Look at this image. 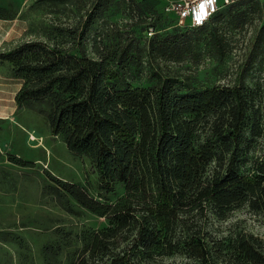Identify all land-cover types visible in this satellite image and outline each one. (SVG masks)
<instances>
[{
	"label": "trees",
	"instance_id": "1",
	"mask_svg": "<svg viewBox=\"0 0 264 264\" xmlns=\"http://www.w3.org/2000/svg\"><path fill=\"white\" fill-rule=\"evenodd\" d=\"M105 8L95 0L78 25L64 28L72 39L67 47L36 39L0 52L23 79L17 109L36 106L50 132L86 158L94 174V185H82L47 172L67 210L74 201L106 221L83 234V248L69 264H161L174 252L186 264H218L222 250L214 245L222 241L211 233V215L223 219L241 206L264 213V152L251 162L247 156L259 134L244 84L249 66L232 84L204 89L163 71L158 59L180 60L193 45L190 34L208 25L217 56L225 54L227 32L222 16L213 15L202 26L143 44L119 29V43L98 42L97 56H90L83 37L95 10ZM143 56L154 83L134 86L131 65ZM230 248L231 261L264 264V245L243 229Z\"/></svg>",
	"mask_w": 264,
	"mask_h": 264
},
{
	"label": "rangeland",
	"instance_id": "2",
	"mask_svg": "<svg viewBox=\"0 0 264 264\" xmlns=\"http://www.w3.org/2000/svg\"><path fill=\"white\" fill-rule=\"evenodd\" d=\"M94 1L0 0V52L24 40L69 46L72 39L64 28L78 25ZM133 1L101 0L106 8L95 10L83 37L90 56H97L98 42L119 43V29L130 31L140 44L155 35L161 39L193 29L175 26L173 15L166 10L169 0ZM217 16H222L219 24L227 32L228 50L222 57L217 56L208 25L190 34L193 45L180 60H158L164 72L177 73L195 89L232 84L236 72L249 66L244 84L254 98L252 123L259 133L247 153L251 162L264 152V32L260 30L264 26V0H236L220 7L212 17ZM148 21L154 23L155 34L148 33ZM131 69L135 76L132 85L154 83L146 74L145 56L142 64H133ZM22 83L23 79L13 74L11 63L0 61V264H69L83 248V234L106 221L74 201L67 210L51 187L54 181L47 172L82 185L88 180L94 185V174L86 158L75 155L60 136L50 132L36 106L17 109L15 95ZM209 221L215 240L222 241L214 245L222 250L217 263L252 264L231 261L225 252L242 229L264 245V213L241 206L226 211L223 219L211 215ZM187 262L182 253L174 252L164 256L161 264Z\"/></svg>",
	"mask_w": 264,
	"mask_h": 264
},
{
	"label": "built area",
	"instance_id": "3",
	"mask_svg": "<svg viewBox=\"0 0 264 264\" xmlns=\"http://www.w3.org/2000/svg\"><path fill=\"white\" fill-rule=\"evenodd\" d=\"M234 1L236 0H169L166 10L173 15L176 26L194 28L204 25L220 7ZM148 31L149 34L154 33L152 27Z\"/></svg>",
	"mask_w": 264,
	"mask_h": 264
},
{
	"label": "snow or ice",
	"instance_id": "4",
	"mask_svg": "<svg viewBox=\"0 0 264 264\" xmlns=\"http://www.w3.org/2000/svg\"><path fill=\"white\" fill-rule=\"evenodd\" d=\"M201 8L203 9V6H201Z\"/></svg>",
	"mask_w": 264,
	"mask_h": 264
}]
</instances>
